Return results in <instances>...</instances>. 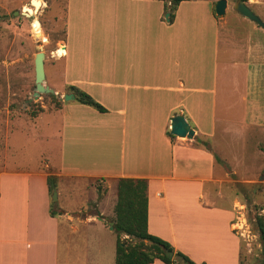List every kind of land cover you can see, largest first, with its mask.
<instances>
[{
    "label": "crops",
    "instance_id": "obj_1",
    "mask_svg": "<svg viewBox=\"0 0 264 264\" xmlns=\"http://www.w3.org/2000/svg\"><path fill=\"white\" fill-rule=\"evenodd\" d=\"M97 1L62 0L65 55L60 76L62 82L88 93L106 112L75 99L67 102L56 97L57 106L45 108L29 119L31 124L24 137L44 138L42 143L55 139L54 143H68V148L61 151L63 166L53 171L0 163V264H59L61 229L72 234L66 249L67 264H88L81 231L59 212L50 213L48 173L56 175L54 191L68 209L71 199L75 208L81 206L83 191L79 183L85 178L99 176L106 182L111 179L115 194L118 178H145L149 233L166 240L197 264H241V239L234 227L237 195L231 192L230 185L226 190L207 186L234 180L232 173L236 172L228 166V159L220 157L227 170L221 166L224 177H217L216 143L199 142L207 141L214 133L218 85L224 81L237 84L231 72L222 76L237 68L235 60L221 59L219 52L222 44L232 47L233 53L236 51L230 31H221L227 22L211 12L212 36L195 43L190 51L189 44L170 39V33L178 30L180 23L176 11L186 0L179 3L172 21L163 17L168 13L163 0H106L116 2L119 31L123 28L107 56L103 54L104 46L77 45L85 26L89 24L95 31L99 23L95 16L102 9H95ZM185 31L188 30L179 31L182 38L187 37ZM255 32L264 34V29ZM191 35L195 40L200 37L197 33ZM244 40L246 45L252 42L248 41V33ZM160 43L166 44L163 49L159 48ZM260 43L264 45L263 41ZM249 51L256 52L254 48ZM249 59L254 69L255 65L264 66V62L255 64ZM247 82L248 78L240 91L232 88L238 92L239 102L231 105L241 109H235L240 114L230 125L241 143L226 144L242 158L246 157V132L253 125L252 119L248 120ZM47 112L50 118L43 116ZM176 114L184 115L194 130V139L167 135L171 117ZM42 119L44 123L40 122ZM56 119L60 127L51 124ZM78 143H100L99 152L85 151L77 147ZM94 154L99 157L96 171L85 166V162L91 164L89 157ZM259 154L263 155V151ZM149 264L166 263L154 259Z\"/></svg>",
    "mask_w": 264,
    "mask_h": 264
},
{
    "label": "rangeland",
    "instance_id": "obj_2",
    "mask_svg": "<svg viewBox=\"0 0 264 264\" xmlns=\"http://www.w3.org/2000/svg\"><path fill=\"white\" fill-rule=\"evenodd\" d=\"M31 1L0 0V163L4 161L7 166H23L29 170L50 169L53 171L54 168L59 169L63 166L64 160H62L61 151L68 148V143H54L55 139L42 143L44 138H36L32 135L24 137V134L31 124L29 119L32 116L45 108L52 109L57 104V99L49 93H40L37 97H33L35 91L33 59L36 52H44L43 84L53 90H58L59 92L54 95L61 97V99L63 94L69 91V85L65 81L62 82L63 77L60 76V66L64 62V57L55 54L58 44L61 43L65 46L64 7L61 5L62 0H41L42 6L37 12L31 11L30 16L24 15L22 10L33 9ZM216 1H184L181 8L176 11L180 18V23H177L176 26L178 30L174 29L170 33V39L174 43L189 44L190 51L195 48V43L202 41V39L205 42L208 37L212 36L211 29L213 27H211L210 14L212 12L216 15L214 13ZM236 1L227 0L226 12L228 14L224 13L222 16L216 15V17L222 21L225 19L227 22L222 25V34L227 30L230 31L231 36L229 37L234 38L232 43L236 42L234 53L229 45L222 44L220 46L221 59L230 58L237 63L236 72L227 70V74L222 76H229L231 72V76L236 78L237 84L224 81L218 85V106L216 107L214 133L207 141L199 142L202 145L207 144V142L216 143L218 154H214L217 164L214 173L217 177H224L223 168L227 170V165H222L221 160L224 158L228 159L226 162H230L228 166L235 170L236 173H232L234 180L223 181L222 183L211 182L207 186L211 189L220 186L222 190H226L225 187L230 185L231 192L236 193L237 223L234 227L238 229V235L241 239V264H260L264 254L255 225V215L264 214V66L259 68L255 65L254 69L252 64L248 62V58L250 61L254 60L255 64L264 62V51H262L264 45L260 43L263 41L264 44V34L255 32L256 29L262 28L254 21L242 16L235 9ZM242 1L264 22V0ZM97 2L99 3H94L95 9H102L95 16L96 19L99 17V23L95 31L93 27L87 24L86 29L79 34L77 45L89 46L92 43L104 46L102 48L103 54L109 56L110 46L117 44L118 34L122 33L123 28L119 31L116 2L108 3L106 0ZM163 17L168 21L169 16L166 13ZM35 20L38 21V24L35 23ZM184 30H188L185 31L188 34L187 37L182 38L179 31ZM191 33H197L200 36L199 39L195 40ZM247 33L248 41L252 40L251 43L249 41L248 45L245 44L244 40L247 39ZM223 38L227 37L223 36ZM258 44L259 46H257ZM165 45L160 43L159 48L163 49ZM180 47L179 45L178 48L180 49ZM251 48H254L256 52H250ZM175 50L171 47L173 53ZM109 60L110 62L113 61V59ZM190 61L188 62L190 63ZM247 78L248 120L252 119L253 125L248 126L246 157L242 158L234 154L237 150L228 148L226 144L241 143L239 134L231 129L232 126L230 125L234 119L239 117L240 113L236 110L241 109L238 105L235 107L239 102L238 92L232 88L235 87L240 91L243 89ZM231 104H235L234 107ZM256 115L260 116L257 120L254 119ZM43 116L51 117L48 112ZM40 122L44 123V119ZM52 123L59 127L61 125L58 119ZM195 137L196 135L191 139ZM179 138L191 140L186 137ZM35 140H38L39 143ZM77 147H81L85 151L93 149L94 152H99L100 143H78ZM260 151H263V155L259 154ZM91 159V164L88 161V163L85 162V166L96 171V168L99 167L97 163L99 157L94 154L93 157H89V160ZM1 164L3 165V162ZM85 179L79 183L83 191L80 207L75 208L76 204L71 199L70 210L64 200L57 196L58 200L53 201L51 199L50 209L56 213L62 210L60 216L65 217L69 222L73 221V228L81 231L80 238L83 237L84 244H86L88 264H115L116 233L114 229H110L106 221L103 220L104 223H102L96 218L97 216L108 217L113 221L116 202L115 183L111 179L106 182L99 176H93L91 180ZM98 187L100 191H98ZM229 196H231L230 193ZM91 219L94 221L83 224L85 223L83 221ZM75 222L80 226H76L78 224ZM69 237H72V234L61 229L59 264H67L66 249L69 248ZM120 237L121 239L126 238L131 243L139 242L138 239L124 234H121ZM145 243L148 242L145 241Z\"/></svg>",
    "mask_w": 264,
    "mask_h": 264
},
{
    "label": "trees",
    "instance_id": "obj_3",
    "mask_svg": "<svg viewBox=\"0 0 264 264\" xmlns=\"http://www.w3.org/2000/svg\"><path fill=\"white\" fill-rule=\"evenodd\" d=\"M181 1L183 0H163L165 9L169 13L170 21L173 20L174 11ZM68 89V92L74 94L77 102L89 105L99 112H106V108L85 91L74 85H69ZM50 95L56 98L54 94ZM170 137L174 136L170 135ZM46 180L48 191L51 194L56 188L57 177L52 173H48ZM97 189L100 191L99 187ZM50 213L52 215L56 214L54 210H51ZM114 213L113 221L116 233L115 264H149L154 259H160L166 264H197L184 253L174 250L166 240L148 232V196L145 178H118ZM255 225L264 254V214L255 215ZM121 234L136 238L139 242L131 243L126 238L121 239ZM145 241L148 243H145ZM161 247L174 251L175 258L178 260L166 257ZM260 264H264V257Z\"/></svg>",
    "mask_w": 264,
    "mask_h": 264
},
{
    "label": "water",
    "instance_id": "obj_4",
    "mask_svg": "<svg viewBox=\"0 0 264 264\" xmlns=\"http://www.w3.org/2000/svg\"><path fill=\"white\" fill-rule=\"evenodd\" d=\"M227 7V0H217L214 5V13L217 16H222L225 13ZM235 9L245 18L254 21L257 23L260 27L264 29V22L262 19L255 14L248 5H246L242 0H237L235 3ZM24 15L30 16L31 12L29 9H24L21 11ZM168 16L169 13H166ZM34 63V83H35V91L33 92V97H37L40 93H50L55 94L54 90L50 87L43 84L44 80V52L38 51L34 55L33 59ZM62 99L64 101L73 100L75 99V96L73 93H65L63 94ZM167 135H173L176 137H186V138H192L194 137V130L191 128L188 121L185 119L184 115L182 114H176L171 117L170 120V127L167 131ZM51 199L54 201L57 199V193L56 191H53L50 195ZM62 211L60 210L59 213ZM98 220L106 221V223L109 225L110 229H114V221L110 220L108 217H96ZM164 255L170 259H176L174 255V251L166 248L161 247ZM178 260V259H176Z\"/></svg>",
    "mask_w": 264,
    "mask_h": 264
},
{
    "label": "bare ground",
    "instance_id": "obj_5",
    "mask_svg": "<svg viewBox=\"0 0 264 264\" xmlns=\"http://www.w3.org/2000/svg\"><path fill=\"white\" fill-rule=\"evenodd\" d=\"M31 4L33 5V9L32 8H27L30 10V12L32 11L33 13L37 12V10L41 7L42 5V1L41 0H32ZM35 23L38 24V21L35 20ZM55 54L57 56H62L65 55V48L63 44H58Z\"/></svg>",
    "mask_w": 264,
    "mask_h": 264
}]
</instances>
